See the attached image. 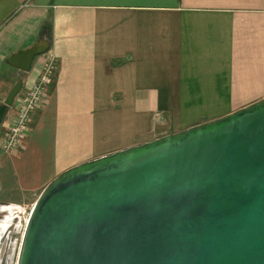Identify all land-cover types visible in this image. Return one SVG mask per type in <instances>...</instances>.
<instances>
[{
  "label": "crops",
  "instance_id": "1",
  "mask_svg": "<svg viewBox=\"0 0 264 264\" xmlns=\"http://www.w3.org/2000/svg\"><path fill=\"white\" fill-rule=\"evenodd\" d=\"M36 45L28 72L7 65ZM46 53L51 82L0 158L1 199L19 207L75 165L264 100V0H0V105L20 78L0 141Z\"/></svg>",
  "mask_w": 264,
  "mask_h": 264
},
{
  "label": "water",
  "instance_id": "2",
  "mask_svg": "<svg viewBox=\"0 0 264 264\" xmlns=\"http://www.w3.org/2000/svg\"><path fill=\"white\" fill-rule=\"evenodd\" d=\"M45 50L6 63L26 73ZM15 264H264V100L59 173Z\"/></svg>",
  "mask_w": 264,
  "mask_h": 264
},
{
  "label": "built area",
  "instance_id": "3",
  "mask_svg": "<svg viewBox=\"0 0 264 264\" xmlns=\"http://www.w3.org/2000/svg\"><path fill=\"white\" fill-rule=\"evenodd\" d=\"M53 54L46 53L35 81L27 88L17 103L16 111L4 127V135L0 141V152L10 155L16 151L28 130L30 113L37 109L41 97L51 82L55 70Z\"/></svg>",
  "mask_w": 264,
  "mask_h": 264
},
{
  "label": "rangeland",
  "instance_id": "4",
  "mask_svg": "<svg viewBox=\"0 0 264 264\" xmlns=\"http://www.w3.org/2000/svg\"><path fill=\"white\" fill-rule=\"evenodd\" d=\"M3 120V118H2ZM2 124V121H1ZM1 127V125H0ZM8 156L10 155H6V154H2L0 156V158H2L3 160H5L6 158H8ZM41 191L38 190L36 192H34L35 195L34 197H38L39 193ZM27 195H30L29 193H26ZM11 196H13V194H9ZM5 194L3 195L4 198ZM31 196V195H30ZM34 199V198H33ZM21 200V198H20ZM31 204H27L26 206H15V205H11L6 203L5 201H3L1 199V195H0V208H3L5 206H13V207H17L19 208L18 210H14L15 211V218L12 222V224L7 227L6 229H4L3 231L0 232V251H1V257H0V264H15L16 262V257H17V252H18V248H19V244H20V240H21V236H22V232L25 226V222L29 213V210L32 206H30ZM3 249V250H2Z\"/></svg>",
  "mask_w": 264,
  "mask_h": 264
},
{
  "label": "bare ground",
  "instance_id": "5",
  "mask_svg": "<svg viewBox=\"0 0 264 264\" xmlns=\"http://www.w3.org/2000/svg\"><path fill=\"white\" fill-rule=\"evenodd\" d=\"M18 209L19 208L13 206H5L3 208H0V232L12 224L15 218L14 216L15 211ZM0 257H1V251H0Z\"/></svg>",
  "mask_w": 264,
  "mask_h": 264
},
{
  "label": "trees",
  "instance_id": "6",
  "mask_svg": "<svg viewBox=\"0 0 264 264\" xmlns=\"http://www.w3.org/2000/svg\"><path fill=\"white\" fill-rule=\"evenodd\" d=\"M41 32L45 33L49 37V25L48 24H44L42 29H41Z\"/></svg>",
  "mask_w": 264,
  "mask_h": 264
}]
</instances>
